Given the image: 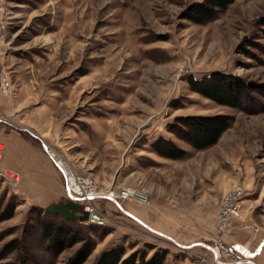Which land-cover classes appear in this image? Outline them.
<instances>
[{
	"label": "rangeland",
	"instance_id": "obj_1",
	"mask_svg": "<svg viewBox=\"0 0 264 264\" xmlns=\"http://www.w3.org/2000/svg\"><path fill=\"white\" fill-rule=\"evenodd\" d=\"M198 1L203 0H2L0 128L46 118L55 130L45 145L57 161L90 176L104 193L138 190L145 199L118 202L150 207L183 241L216 242L223 201L239 192L242 212L233 220L234 235L224 238L238 244L242 260L264 262V0H229L203 22L188 16ZM234 77L249 83L246 108L196 89ZM216 113L230 114V125L214 144L192 145L191 117ZM75 137H87L85 157L70 154L75 148L63 142ZM168 141L186 153L165 155ZM19 185L29 190L21 179ZM14 196L11 182L0 175L2 206ZM36 199L16 198L14 215L0 220V232L10 231L0 247L22 236L35 218L31 207L42 205ZM107 199L92 201L106 223H85L110 231L84 230L95 246L82 264H93L105 247L120 242L127 254L146 242L166 247L170 264H222L207 247H182L116 205L107 206ZM77 200L85 210V201ZM82 243L51 256L34 230L30 245L38 260L31 264H63ZM185 257L193 262H177Z\"/></svg>",
	"mask_w": 264,
	"mask_h": 264
},
{
	"label": "trees",
	"instance_id": "obj_2",
	"mask_svg": "<svg viewBox=\"0 0 264 264\" xmlns=\"http://www.w3.org/2000/svg\"><path fill=\"white\" fill-rule=\"evenodd\" d=\"M228 2L229 0L195 2L190 7L188 16L198 22L210 20L217 14L218 7L224 6ZM191 82L194 84L196 81L192 79ZM249 87V83L244 82L239 77H234L228 81L207 83L196 89L221 103L246 108L244 102L248 96ZM191 118L193 130L189 141L197 148H205L214 144L231 121V115L228 113L194 115ZM168 142L171 145L165 155L177 158L186 153L183 148L175 143ZM15 197L9 199L4 206H2L3 202H0V220L14 215L18 205L17 197ZM73 210L76 211L77 207L74 206ZM31 211L35 213V218L25 225L22 236H16L0 247V264H31V262H36L38 260L37 254L30 245V236L34 230L40 232L43 249L51 256H57L64 248L78 241H83L80 247L63 263L82 264L95 246L93 240L91 241L83 235L84 230L89 227L93 230L100 228L103 235L110 231L106 226L85 223L88 219V212L85 211L84 214L77 215L74 211L70 212L60 207V204H51L46 207L32 206ZM9 233V229L0 232V241ZM15 250H17L16 257L6 259ZM151 250L153 252L150 254ZM169 251L166 247L146 242L145 247L136 248L127 254V246L120 242L105 247L93 264H170L167 261Z\"/></svg>",
	"mask_w": 264,
	"mask_h": 264
},
{
	"label": "crops",
	"instance_id": "obj_3",
	"mask_svg": "<svg viewBox=\"0 0 264 264\" xmlns=\"http://www.w3.org/2000/svg\"><path fill=\"white\" fill-rule=\"evenodd\" d=\"M9 122V121H8ZM7 122V123H8ZM15 127H8L4 123L0 128V137L6 145V154L4 163L21 173V185L29 188L36 196V201L41 202V206H49L51 204H60V207L70 212H75L77 215L84 214L85 210L82 204L76 203L77 199L72 198L68 191V184L66 175L55 159L52 150L48 149L45 142L51 139L52 133L55 129L51 125H46V118L42 120L36 119L35 121L27 122L23 126L13 124ZM87 137H75L65 139L63 142L68 150H72L70 154L83 155L84 157L89 154V149L86 148L88 143L85 142ZM87 141V140H86ZM64 147V146H63ZM83 147V148H82ZM81 148V149H80ZM77 151V152H76ZM85 159V158H84ZM83 159V160H84ZM82 160V161H83ZM67 201L69 204H63ZM78 201V200H77ZM107 206L116 205L126 215L133 218L135 221L148 228L150 231L167 236L174 241L181 242L187 247L193 245H201L196 241H183L177 235L173 234L170 224L162 220L161 217L152 213V209L148 206H141L136 203L120 204L117 200L109 198L104 200ZM77 210H73V207ZM113 232L109 233L104 241L112 238ZM105 243V242H103ZM232 245L240 257L242 253L241 248H237V243L232 242ZM239 253V254H238ZM245 260V261H244ZM177 262H193L188 257L177 259ZM222 264H264L257 260L245 258L238 263H222Z\"/></svg>",
	"mask_w": 264,
	"mask_h": 264
},
{
	"label": "built area",
	"instance_id": "obj_4",
	"mask_svg": "<svg viewBox=\"0 0 264 264\" xmlns=\"http://www.w3.org/2000/svg\"><path fill=\"white\" fill-rule=\"evenodd\" d=\"M5 6L0 0V27L2 29L6 28L5 24ZM6 154V145L0 139V175L5 179L9 180L13 186V190L18 199L29 201L32 199V202L36 199L35 195L31 190L20 188V179L21 175L19 172L12 167L4 163V157ZM63 169L68 184V191L72 198L85 201V210L88 212L89 221H93L99 224L106 223V216L101 213V211L94 205L92 202L97 197H108L121 201V198L126 197H135L139 196L145 199L136 189L126 188L121 192H116L114 190H108L106 193L99 191L94 184L93 179L90 176L78 173H72L75 185L71 183L70 177L65 172L62 165L59 163ZM239 192H230L226 195L223 204L220 208L218 215V228L222 236L217 237L216 242L207 243L205 241H198L199 244L207 247L211 250L214 260L218 263H238L242 261L241 258L237 256V253L231 242H227L224 238V235L230 234L234 235L232 231V223L235 217L239 216L242 212V202L239 196ZM182 247H187L186 245L181 244ZM202 261H207L206 257L199 255Z\"/></svg>",
	"mask_w": 264,
	"mask_h": 264
},
{
	"label": "bare ground",
	"instance_id": "obj_5",
	"mask_svg": "<svg viewBox=\"0 0 264 264\" xmlns=\"http://www.w3.org/2000/svg\"><path fill=\"white\" fill-rule=\"evenodd\" d=\"M59 163L62 165V167L64 168L65 172L67 173V175L70 177V185L71 183L75 185V180H74V177H73V172L71 171V169L69 168V166L67 165V163H65L64 160L62 159H58ZM104 193V192H102Z\"/></svg>",
	"mask_w": 264,
	"mask_h": 264
}]
</instances>
